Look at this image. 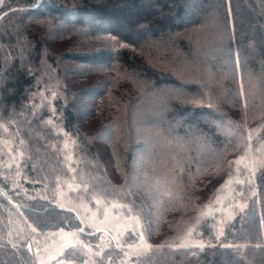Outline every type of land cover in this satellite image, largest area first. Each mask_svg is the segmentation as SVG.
Returning a JSON list of instances; mask_svg holds the SVG:
<instances>
[{
    "label": "trees",
    "instance_id": "16d2710c",
    "mask_svg": "<svg viewBox=\"0 0 264 264\" xmlns=\"http://www.w3.org/2000/svg\"><path fill=\"white\" fill-rule=\"evenodd\" d=\"M36 2L0 0V189L19 204L0 192V264H28V224L83 228L94 264L127 254L57 206L64 184L138 216L151 250L131 264H264V161L221 231L206 190L264 140V0ZM191 227L202 249L178 244Z\"/></svg>",
    "mask_w": 264,
    "mask_h": 264
},
{
    "label": "rangeland",
    "instance_id": "374dc122",
    "mask_svg": "<svg viewBox=\"0 0 264 264\" xmlns=\"http://www.w3.org/2000/svg\"><path fill=\"white\" fill-rule=\"evenodd\" d=\"M263 161L264 140L248 142L241 154L234 159L230 175L228 177L221 175L212 183L211 180L208 182L207 191L214 190V187L218 188L207 211L218 216L219 231L222 229L223 222L233 215L236 208L242 205V202L237 198L238 193L237 197L233 193L235 184L249 180V177L255 173ZM72 190L70 184H64L56 189L55 203L57 206L73 210L81 220L82 226L90 231L105 230L115 240L127 243L124 245L127 254L120 255L117 260L113 261V264H131L128 254L138 253L139 249H145L143 245H150V241L140 234L141 223L138 216L126 212L120 203L117 201L104 202L99 197H94V202L91 203ZM27 226L32 253L28 264H73L71 259H66L62 255L65 250L64 245L69 242L74 245L82 243L87 250L81 264H94V257L98 250L92 249L78 231L70 229L40 231L31 224ZM128 232L138 235L135 242L131 243L127 239L124 241ZM198 235L199 233L192 227L188 228L179 239L178 244L202 245L204 241ZM141 236L143 241H141ZM101 238L102 240L107 239L106 235H101ZM9 246L12 247V244ZM17 255L21 258L23 254Z\"/></svg>",
    "mask_w": 264,
    "mask_h": 264
},
{
    "label": "snow or ice",
    "instance_id": "6c2138e0",
    "mask_svg": "<svg viewBox=\"0 0 264 264\" xmlns=\"http://www.w3.org/2000/svg\"><path fill=\"white\" fill-rule=\"evenodd\" d=\"M81 232H83V229H80ZM141 241H143V237L141 236ZM120 245H118L119 247ZM75 247L74 244H72L71 242H69L68 244L64 245V248L67 249L68 251H71L73 248ZM143 247L145 248L146 251H150L151 250V246L150 245H143ZM181 247H189V245H181ZM199 247L202 249L204 247V245H199ZM97 255H99V253H97Z\"/></svg>",
    "mask_w": 264,
    "mask_h": 264
},
{
    "label": "water",
    "instance_id": "95a60500",
    "mask_svg": "<svg viewBox=\"0 0 264 264\" xmlns=\"http://www.w3.org/2000/svg\"><path fill=\"white\" fill-rule=\"evenodd\" d=\"M40 1H41V0H37L36 4H38ZM6 12H8V10L2 12V13L0 14V17H1L4 13H6ZM0 192H1V193L3 194V196H4L5 198H7L12 204H14L15 206H19V204L16 203V202H15V201H14V200H13L8 194H6L5 191H3L2 189H0ZM80 229H83V228H80ZM80 229L78 230L79 232H81ZM83 231H84V230H83ZM96 231H99V230H92V231H89V232H86V233L92 235V234H94Z\"/></svg>",
    "mask_w": 264,
    "mask_h": 264
}]
</instances>
